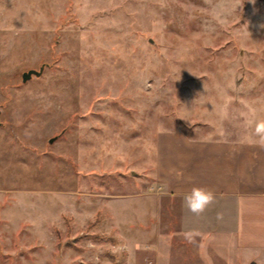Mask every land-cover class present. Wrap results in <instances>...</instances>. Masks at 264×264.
I'll use <instances>...</instances> for the list:
<instances>
[{
    "label": "rangeland",
    "instance_id": "rangeland-1",
    "mask_svg": "<svg viewBox=\"0 0 264 264\" xmlns=\"http://www.w3.org/2000/svg\"><path fill=\"white\" fill-rule=\"evenodd\" d=\"M261 119L264 0H0V264H240L181 229L155 138Z\"/></svg>",
    "mask_w": 264,
    "mask_h": 264
},
{
    "label": "crops",
    "instance_id": "crops-1",
    "mask_svg": "<svg viewBox=\"0 0 264 264\" xmlns=\"http://www.w3.org/2000/svg\"><path fill=\"white\" fill-rule=\"evenodd\" d=\"M256 139L251 131L212 136L180 129L155 138L153 179L161 193L179 198L181 229L213 234L222 253L245 255L240 264H264V147ZM194 187L216 194L199 216L184 204Z\"/></svg>",
    "mask_w": 264,
    "mask_h": 264
},
{
    "label": "clouds",
    "instance_id": "clouds-1",
    "mask_svg": "<svg viewBox=\"0 0 264 264\" xmlns=\"http://www.w3.org/2000/svg\"><path fill=\"white\" fill-rule=\"evenodd\" d=\"M253 136L257 139L255 143L264 147V119L255 122ZM216 194L203 187H194L191 192L185 195L184 204L189 212L199 216L205 212V210L215 203ZM222 214L217 213V219H221Z\"/></svg>",
    "mask_w": 264,
    "mask_h": 264
},
{
    "label": "water",
    "instance_id": "water-1",
    "mask_svg": "<svg viewBox=\"0 0 264 264\" xmlns=\"http://www.w3.org/2000/svg\"><path fill=\"white\" fill-rule=\"evenodd\" d=\"M43 67H44V64L41 63L37 69L30 67V68L23 70L21 72V80L26 81L27 79L31 78L32 76H38L39 74H41ZM55 138H56V135L51 136V137H49L48 141L51 142Z\"/></svg>",
    "mask_w": 264,
    "mask_h": 264
}]
</instances>
